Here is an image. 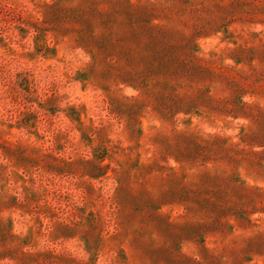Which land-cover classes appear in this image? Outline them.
<instances>
[{
	"label": "rangeland",
	"instance_id": "obj_1",
	"mask_svg": "<svg viewBox=\"0 0 264 264\" xmlns=\"http://www.w3.org/2000/svg\"><path fill=\"white\" fill-rule=\"evenodd\" d=\"M0 264H264V0H0Z\"/></svg>",
	"mask_w": 264,
	"mask_h": 264
}]
</instances>
